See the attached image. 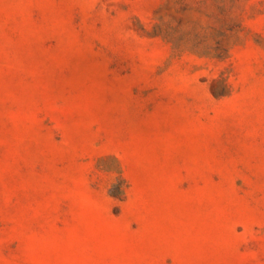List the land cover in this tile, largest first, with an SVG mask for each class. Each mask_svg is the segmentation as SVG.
<instances>
[{
	"label": "rangeland",
	"instance_id": "rangeland-1",
	"mask_svg": "<svg viewBox=\"0 0 264 264\" xmlns=\"http://www.w3.org/2000/svg\"><path fill=\"white\" fill-rule=\"evenodd\" d=\"M0 264H264V0H0Z\"/></svg>",
	"mask_w": 264,
	"mask_h": 264
}]
</instances>
